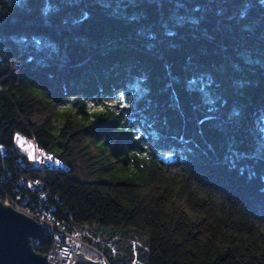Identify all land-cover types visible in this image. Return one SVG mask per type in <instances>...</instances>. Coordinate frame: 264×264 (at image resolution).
Wrapping results in <instances>:
<instances>
[{"label":"trees","instance_id":"trees-1","mask_svg":"<svg viewBox=\"0 0 264 264\" xmlns=\"http://www.w3.org/2000/svg\"><path fill=\"white\" fill-rule=\"evenodd\" d=\"M0 147L107 264H264V0H0Z\"/></svg>","mask_w":264,"mask_h":264},{"label":"built area","instance_id":"built-area-1","mask_svg":"<svg viewBox=\"0 0 264 264\" xmlns=\"http://www.w3.org/2000/svg\"><path fill=\"white\" fill-rule=\"evenodd\" d=\"M14 142L21 155L28 160L31 168L46 166L57 169L63 167L57 158L43 147L34 144L29 138L15 133ZM4 154H6V149L0 147V156ZM12 190L11 193L5 194L0 189V194H2L0 202L3 205L9 204L15 211L29 216L43 227L44 233L51 235V246L46 254V259L51 264H72L75 260L74 252H84V240L78 229L67 227L63 221L52 216L41 205L47 192L42 187L41 181L35 178L27 179L23 185V181L19 180L17 186ZM27 191L28 193L36 192L39 199L33 200ZM98 259L101 264H107L104 257L101 256Z\"/></svg>","mask_w":264,"mask_h":264},{"label":"water","instance_id":"water-1","mask_svg":"<svg viewBox=\"0 0 264 264\" xmlns=\"http://www.w3.org/2000/svg\"><path fill=\"white\" fill-rule=\"evenodd\" d=\"M43 236L44 229L35 220L0 202V264H51L32 249L31 242ZM74 253L72 264H101L84 252Z\"/></svg>","mask_w":264,"mask_h":264},{"label":"rangeland","instance_id":"rangeland-1","mask_svg":"<svg viewBox=\"0 0 264 264\" xmlns=\"http://www.w3.org/2000/svg\"><path fill=\"white\" fill-rule=\"evenodd\" d=\"M79 230L83 233L84 235V253L86 254V256H88L89 258L93 259V260H98L99 261V257H101L100 254H98V249H97V245L100 246L101 248H103L105 243V240H110L112 239V237H114L112 239V241L116 238H118L119 236H121L123 238V240L121 241V243L126 246L127 248L129 247L130 250H132V254L130 255V257L134 258V251L132 248V240L138 242V247H140V244L143 243V239L141 236H136L134 234H120V233H115L114 231L110 230V229H103V228H99L96 225H91V226H81L79 227ZM144 234V233H143ZM99 239L98 241H93V239ZM96 239V240H97ZM131 240V241H130ZM97 244L96 247L93 244Z\"/></svg>","mask_w":264,"mask_h":264}]
</instances>
